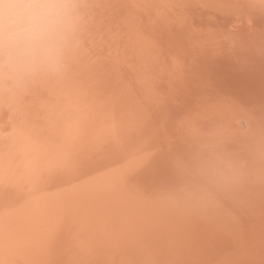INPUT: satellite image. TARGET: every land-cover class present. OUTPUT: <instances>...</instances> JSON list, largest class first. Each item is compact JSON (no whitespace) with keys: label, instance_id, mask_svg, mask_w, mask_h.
Here are the masks:
<instances>
[{"label":"rangeland","instance_id":"1","mask_svg":"<svg viewBox=\"0 0 264 264\" xmlns=\"http://www.w3.org/2000/svg\"><path fill=\"white\" fill-rule=\"evenodd\" d=\"M113 1L94 0L97 12L94 27H92L93 30H90V35L87 37V40L89 39L87 41L89 55L74 68L71 77L66 82L55 88L47 85L37 86L29 95L1 100L0 264H182L183 262V264H188L189 257L193 255L194 259L191 257L192 261L189 264H264V256L251 253L255 250L248 248L247 238L245 239L247 225L253 231L258 229L259 234L264 233V227L262 228L264 221L263 224L258 223V226L253 222L251 226L247 224L244 218L246 214L243 215L246 211L244 208V195L242 194H244L248 179V173L245 171L246 158L243 159L245 143L242 144L244 138L241 137L244 136L245 125L240 116L236 115L235 117L234 113L232 114L233 110L231 111L228 108L230 105L227 106L226 104L229 103L228 98L223 95L226 97L223 100L222 94L218 93L217 86L223 84L221 82L223 81V78L221 79V76L224 75L223 71L219 76L221 70L224 69L225 75H228L233 64H241L240 62L253 64L251 56H256V52H258L256 53L257 56L264 57V54H262L264 53V0ZM240 33L243 37L240 36ZM171 35H175L174 38L176 37V39L178 38L175 39L176 42ZM253 35L254 38H252ZM247 38H249V41ZM168 40L169 42H167ZM182 41L186 47L184 50L185 47L181 44ZM177 44L181 46H176ZM261 48L262 50H259ZM186 61L193 62L188 64ZM220 63L223 65H220ZM226 63H228V66L226 65L228 68L231 65L229 71L224 65ZM195 66L201 68L197 69ZM203 66L204 68H202ZM222 66L225 67L222 68ZM210 69L216 75L212 74L213 72ZM186 70L188 71L186 72ZM208 70L210 72L207 73ZM225 71H228V73ZM199 73H202V75ZM210 73L212 74L211 77L208 76ZM227 75L223 77L225 78ZM195 76L200 78L202 76L203 78L199 80V77L196 78ZM215 78L218 80H214ZM210 80L214 82H208ZM235 82L237 86H240L238 79H235ZM207 85L210 87L208 88ZM212 89H215V93ZM210 90L211 92H209ZM140 92L142 95L139 94ZM217 95L218 97L220 95L222 100L218 101L220 97L216 98ZM213 101L215 104L217 103L216 106ZM200 105L201 107H199ZM206 106L210 107L206 108ZM3 107H6V109ZM229 110L231 114L228 112ZM203 113H206V115L204 116ZM230 123L233 124L234 129ZM227 125L231 126V129ZM10 127L12 130L15 129L14 134L18 133L15 134L16 136L12 135ZM237 128L240 129L237 130ZM6 134L10 135L9 138L12 137V140L19 141H17L19 148L16 147L17 144H15L16 146L13 144V147L11 142L12 149L9 151L11 153L7 152L10 146L7 145V150L5 148L8 141L5 142L6 144L3 143L5 137L6 140H11ZM57 134L58 136H56ZM239 145H241V148ZM25 150L26 152H24ZM236 150L238 153H236ZM197 153L200 158H198L199 155L197 157ZM202 153L209 155H206L208 159L205 160L206 157ZM20 154L22 155L20 156ZM227 154L231 155L228 156ZM202 157H205V162L202 161ZM231 158L235 162H229L232 160ZM235 158L239 159L238 162ZM197 160L205 167H200L202 165L198 164ZM217 161L218 165H216ZM213 162L216 164H212ZM226 162L230 164L227 166ZM32 163L33 166H31ZM238 163L239 167H236L235 164ZM209 164L216 165L218 169L215 167L214 170L212 166V173L208 172L211 167ZM219 164L222 167H219ZM11 165L16 166L12 169ZM206 165H208L209 170ZM3 167L8 168L3 170ZM198 167L206 169L199 170ZM237 168H241V170L239 171ZM196 169L198 171H195ZM219 169L220 172L224 171L225 174L220 173L219 175ZM232 170L234 173H232ZM200 171H206L209 174ZM190 173L192 176L193 173L197 175L194 177L198 182L201 181L200 184L203 180L201 188L200 186L194 188V185H198V182L194 178V185L192 184L191 179L193 177L190 176ZM226 173H228L227 177H224ZM243 173H246V175ZM201 174L204 175L203 178H206V180L202 178ZM233 174H235V177L237 176V179H232ZM229 175L233 177L229 178ZM218 176L222 178L219 177L220 179H218ZM184 177H187L189 180L186 179L189 182L191 181V184H186L187 180L184 181ZM227 178L230 180L228 179L229 182L226 181V185L225 182L222 183V180L225 181ZM243 179H246L245 182ZM7 181L12 183H7ZM204 181L208 183H205L206 186ZM212 181L215 183L213 184ZM3 182L6 184H3ZM21 182L22 184H20ZM230 182L233 184L231 185ZM224 184L228 188L232 187L226 189ZM213 185L217 187L215 190L219 189L220 192H214L211 189ZM7 186L9 187L7 188ZM222 186L226 191H232L231 194L230 192H223L225 199L220 195L224 191ZM197 187L202 190L203 195L209 194L210 196H203L200 189H198L199 192L197 191ZM9 188L11 189L9 190ZM192 188H194L195 193L197 192V195L192 192ZM209 189L217 198L210 194ZM237 189L239 192H237ZM207 197L212 200L216 198L217 201L210 200L209 202ZM226 197L229 198H227L228 201L231 199L230 202L236 204L234 210L230 207L228 209L226 206L224 207L226 205L224 202L228 203L224 201ZM199 198H206L209 204L205 203L206 199L202 201ZM233 198L238 201H235V203L232 201ZM195 200L196 203L198 202L197 204L202 205L201 202H204L203 205L209 206L201 207L200 204L198 206L195 204ZM218 200H221L223 205H218V203L220 204ZM126 202L129 204H126ZM230 202L227 206L234 207ZM211 203L218 206L215 204V206H211ZM238 204L240 209L237 207ZM199 207L202 208L201 211ZM215 207L219 209L217 208V210ZM127 208H130V210ZM205 208L207 211L211 209L214 214L211 215L212 212L209 210L206 216ZM141 213L142 216H140ZM230 213L232 214L230 215ZM138 218L139 220L136 221ZM242 219L246 225L244 222L240 223ZM216 223L219 224L216 225ZM229 223L232 224L229 225ZM195 224L196 226H193ZM101 227L103 229H100ZM213 229L214 231L216 229L217 232H213ZM222 231L225 232V235L228 233V237L222 234ZM96 233L97 235H95ZM205 233L208 235L207 238L204 236ZM121 235L124 237H121ZM214 235L218 236L215 237ZM95 236L99 237L97 238L98 244ZM219 236H223L222 239ZM108 237L111 240H108ZM202 237L205 238V243L208 238H212L211 240L208 239V247L201 239ZM196 239L198 240L196 241ZM219 240L221 243H218ZM222 240L225 244L222 243ZM99 241H102L103 244ZM209 242L216 245H211ZM85 245L94 253L85 248ZM102 245L105 248L107 245L109 250L106 248L108 251L106 249L103 251H107L108 254H101L104 253ZM209 245L213 246V249ZM220 245H225L227 249L225 250V246L221 247ZM200 247L201 252L199 251ZM176 248L177 250H175ZM208 249L209 251H207ZM222 252L223 255H221ZM214 253L220 255L215 257ZM109 254L115 258L105 257ZM196 255L200 257L197 258ZM182 256L183 259H181ZM203 256H206V258L208 256V260ZM168 259L170 260L168 261ZM182 260L184 261L182 262Z\"/></svg>","mask_w":264,"mask_h":264},{"label":"clouds","instance_id":"2","mask_svg":"<svg viewBox=\"0 0 264 264\" xmlns=\"http://www.w3.org/2000/svg\"><path fill=\"white\" fill-rule=\"evenodd\" d=\"M94 0H0V100L55 88L89 55Z\"/></svg>","mask_w":264,"mask_h":264},{"label":"bare ground","instance_id":"3","mask_svg":"<svg viewBox=\"0 0 264 264\" xmlns=\"http://www.w3.org/2000/svg\"><path fill=\"white\" fill-rule=\"evenodd\" d=\"M115 1V0H114ZM113 1V2H114ZM133 1V0H132ZM187 1H189V0H187ZM201 1V0H200ZM222 1V0H221ZM224 1V0H223ZM232 1H234V0H232ZM123 2V1H122ZM185 2V1H184ZM129 3H131V2H129ZM134 4V3H133ZM172 4V3H171ZM179 4V3H178ZM205 4V3H204ZM208 4V3H207ZM112 5V4H111ZM115 5V4H114ZM120 5V4H119ZM124 5H126V4H124ZM162 5V4H161ZM198 5V4H197ZM242 5H243V3H242ZM100 6V5H99ZM238 6H240V5H238ZM245 6V5H244ZM102 7V6H101ZM101 7H100V9H101ZM123 7V6H122ZM137 7V6H136ZM166 7H168V6H166ZM189 7H191V6H189ZM243 7V6H242ZM103 8V7H102ZM129 8V7H128ZM245 8V7H244ZM132 9V8H131ZM149 9V8H148ZM241 9V8H240ZM109 10V9H108ZM122 10V9H121ZM127 10V9H126ZM192 10V9H191ZM100 11V10H99ZM119 11V10H118ZM128 11V10H127ZM177 11V10H176ZM203 11V10H202ZM210 11V10H209ZM253 11V10H252ZM96 12H97V10H96ZM138 12V11H137ZM186 12V11H185ZM139 13V12H138ZM174 13V12H173ZM192 13H193V11H192ZM195 13V12H194ZM99 14H100V12H99ZM102 14V13H101ZM105 14V13H104ZM185 14V13H184ZM103 15V14H102ZM107 15V14H106ZM137 15V14H136ZM140 15V14H139ZM138 15V16H139ZM195 15H196V13H195ZM199 15V14H198ZM214 15V14H213ZM143 16V15H142ZM189 16H190V14H189ZM216 16V15H215ZM115 17V16H114ZM117 17V16H116ZM193 17V16H192ZM211 17H212V15H211ZM218 17V16H217ZM119 18H120V16H119ZM196 18V17H195ZM201 18V17H200ZM99 19V18H98ZM194 19V18H193ZM126 20V19H125ZM200 20V19H199ZM195 21V20H194ZM210 22V21H209ZM212 22V21H211ZM192 23V22H191ZM190 23V24H191ZM96 24V23H95ZM109 25V24H108ZM138 25V24H137ZM151 25V24H150ZM194 25V24H193ZM94 27V26H93ZM109 27V26H108ZM107 27V28H108ZM164 28V27H163ZM93 30V29H92ZM96 30V29H95ZM127 31V30H126ZM175 31V30H174ZM255 32V31H254ZM257 33V32H256ZM162 34V33H161ZM167 34V33H166ZM255 34V33H254ZM257 34H259V33H257ZM168 35H169V33H168ZM167 35V36H168ZM244 35V34H243ZM245 35H247V34H245ZM146 36V35H145ZM163 36H165V35H163ZM172 36V38L174 39V41L176 42V40L178 39H176V37L174 38V36L173 35H171ZM170 36V37H171ZM240 36L241 37H243L242 36V34L240 33ZM249 36H251V35H249ZM172 38H171V40H172ZM250 38V37H249ZM249 38H247L248 39V41H249ZM252 38H254V35H253V37ZM168 39H169V37H168ZM176 39V40H175ZM246 39V38H245ZM251 39V38H250ZM92 40V39H91ZM163 40H166V39H163ZM180 40V39H179ZM252 40V39H251ZM250 40V41H251ZM87 41H89V39L87 40ZM173 41V40H172ZM184 41V40H183ZM183 41H182V45H183ZM164 42V41H163ZM162 42V43H163ZM167 42H169V40L167 41ZM166 42V43H167ZM178 42H181V41H178ZM177 42V43H178ZM258 42V41H257ZM91 43H92V41H91ZM166 43H165V45H166ZM171 43V42H170ZM172 43H174V42H172ZM249 43V42H248ZM252 43V42H251ZM159 44H161V43H159ZM159 44H158V46H159ZM184 44H185V42H184ZM264 44V43H263ZM163 45V44H162ZM165 45H164V47H165ZM252 45V44H251ZM254 45H255V43H254ZM169 46V45H168ZM174 46V45H173ZM176 46H181L180 44H177ZM176 46H174V48H176ZM184 46V45H183ZM259 46V45H258ZM258 46H257V48H258ZM167 47V46H166ZM170 47H172V46H170ZM185 47V46H184ZM162 48H163V46H162ZM178 48V47H177ZM169 49V48H168ZM184 49H186V47L185 48H183V50ZM175 50H177V49H175ZM181 50V49H180ZM179 50V51H180ZM259 50H262V48L261 49H259ZM166 51V50H165ZM253 51V50H252ZM256 51V50H255ZM257 51H258V49H257ZM157 52V51H156ZM170 52V51H169ZM109 53V52H108ZM158 53V52H157ZM166 53V52H165ZM168 53V52H167ZM251 53V52H250ZM256 53H258V52H256ZM255 53V55L256 56H251L252 57V60H253V64H250V63H248V64H246V63H242V62H240L241 64H238L237 63V65L236 64H233L232 66L231 65H229V68H230V66L232 67V69L230 70V72H229V74L227 75V77H223V76H226L225 75V73H224V69L223 70H221V72H220V74H219V76H221V73H222V71H223V74L224 75H222L221 76V79L223 78V81H221V82H223V84L221 83V84H219V85H217L218 86V93L219 94H222L221 96H226L227 98H228V100L227 101H229V103H226L227 104V106H228V104L230 105V107H228L231 111H232V114L234 113V116L236 117V115H238V117L240 116L242 119H243V122H244V125H245V130H244V136H241L242 138H244V142H242V144H244L243 146L246 148H244V150H245V155L243 156V154H242V156L244 157L243 159L245 160V158H246V161H245V166H246V172L248 173V176H247V181H246V184H245V191H244V194H242V195H244L243 197H244V208H245V213H243V215L244 214H246L245 216L246 217H244L245 219H246V221H247V224H249V225H251L253 222H255V224H257V226H258V223L259 224H261L263 221H264V57H262V56H257V54ZM96 54V53H95ZM262 54H264V53H262ZM110 55V54H109ZM184 59V58H183ZM185 59H186V57H185ZM190 59V58H189ZM191 60V59H190ZM181 62V61H180ZM191 62V61H190ZM190 62H187L186 61V63H190ZM193 62V61H192ZM191 62V63H192ZM220 62V61H219ZM239 62V61H238ZM184 63H185V61H184ZM184 63H180V64H184ZM224 63H225V61H224ZM217 64H219V63H217ZM187 65V64H186ZM186 65H185V67H186ZM215 65V64H214ZM220 65H223V64H221L220 63ZM225 66L227 65L228 66V63H226V64H224ZM179 66H182V65H179ZM190 66V65H189ZM188 66V67H189ZM212 66V65H211ZM224 66V67H225ZM226 66V67H227ZM183 67H184V65H183ZM187 67V68H188ZM192 67V66H191ZM194 67V66H193ZM196 68H197V66H195ZM208 67H209V65H208ZM216 67V66H215ZM215 67H213V68H215ZM223 66H222V68H224ZM187 68H184V69H187ZM190 68V67H189ZM201 68V67H200ZM200 68H197V69H200ZM202 68H204V66L202 67ZM205 68H206V66H205ZM209 68H211V67H209ZM208 68V69H209ZM228 68V67H227ZM229 68L227 69L228 71H229ZM252 68V69H251ZM183 69V70H184ZM207 69V68H206ZM206 69H204V70H206ZM220 69V68H219ZM226 69V68H225ZM179 70H181V69H179ZM190 70L191 71H193L191 68H190ZM194 70H196L195 68H194ZM211 70V69H210ZM210 70H208L207 71V73L208 72H210ZM216 71H217V69H215ZM185 71V70H184ZM188 70H186V72H187ZM212 71V70H211ZM219 71V70H218ZM228 71L226 72V73H228ZM180 72H182V71H180ZM202 72V71H201ZM205 72V71H204ZM213 72V71H212ZM195 74H196V72H194ZM216 73H218V72H216ZM110 74V73H109ZM182 74V73H181ZM188 74V73H187ZM187 74H186V76H187ZM191 74H192V72H191ZM200 75H202V73H199ZM203 74H205V73H203ZM212 74H214V75H216L215 74V72H213ZM211 73H210V75H208V76H210L211 77V75H212ZM183 75H184V73H183ZM189 75H190V72H189ZM213 75V76H214ZM218 75V74H217ZM182 76V75H181ZM108 77H109V75H108ZM110 77H111V75H110ZM188 77H190V76H188ZM187 77V78H188ZM192 77V76H191ZM196 77V76H195ZM195 77H193V78H195ZM197 77H199V76H197ZM196 77V78H197ZM207 77V76H206ZM215 77V76H214ZM213 77V78H214ZM201 78H203L202 76H201ZM200 77H199V80L201 79ZM205 78V77H204ZM208 78V77H207ZM106 79H109V78H106ZM210 79V78H209ZM225 79V80H224ZM235 79H238L239 80V84H240V86H237L236 85V82H235ZM110 80V79H109ZM140 80V79H139ZM144 80V79H143ZM190 80V79H189ZM194 80V79H193ZM203 80V79H202ZM214 80H216V78L214 79ZM218 80V79H217ZM216 80V81H217ZM220 80V79H219ZM138 80H136V82H137ZM191 81V80H190ZM206 81V80H205ZM211 81H213V80H210V81H208V82H211ZM187 82V81H186ZM202 82H204V81H202ZM201 82V83H202ZM214 82V81H213ZM138 83H139V81H138ZM144 83V82H143ZM187 83H189V82H187ZM191 83H193V82H191ZM184 84H185V82H184ZM211 84V83H210ZM216 84H217V82H216ZM145 85H146V83H145ZM149 85V84H148ZM188 85H190V83L188 84ZM187 85V86H188ZM192 85V84H191ZM195 85V84H194ZM201 85H203V84H201ZM205 85V84H204ZM212 85V84H211ZM139 86V85H138ZM151 86V85H150ZM184 86V85H183ZM206 87V86H205ZM207 87H208V85H207ZM206 87V88H207ZM210 87V86H209ZM208 87V88H209ZM212 87V86H211ZM66 88V87H65ZM147 88H148V86H147ZM188 88V87H187ZM202 88V87H201ZM213 88H214V85H213ZM217 88V87H216ZM131 89H132V87H131ZM143 89V88H142ZM149 89V88H148ZM115 90V89H114ZM144 90V89H143ZM187 90V89H186ZM202 90H203V88H202ZM204 90H206L205 88H204ZM213 90V89H212ZM215 90V89H214ZM214 90H213V92H214ZM137 91V90H136ZM145 91V90H144ZM188 91V90H187ZM183 92V91H182ZM209 92H211V90L209 91ZM217 92V91H216ZM136 93V92H135ZM145 93V92H144ZM196 93V92H195ZM215 93V92H214ZM140 95H142L141 94V92L139 93ZM138 94V95H139ZM149 94V93H148ZM217 94V93H216ZM216 94H215V96H216ZM146 95V94H145ZM196 95H198V94H196ZM189 96V95H188ZM199 96H200V94H199ZM222 97L223 98V100H224V98H226V97ZM138 97H140V96H138ZM143 97V96H142ZM202 97V96H201ZM219 97H220V95H219ZM218 97V95H217V97L216 98H219ZM52 98V97H51ZM210 98V97H209ZM216 98H214V99H216ZM21 99V98H20ZM204 99H206V98H204ZM213 99V98H212ZM6 100V99H5ZM220 100H222L221 99V97H220V99L218 100V101H220ZM7 102V101H6ZM5 102V103H6ZM84 102V101H83ZM226 102V101H225ZM224 102V103H225ZM0 103H1V100H0ZM4 103V102H3ZM14 103V102H13ZM43 103V102H42ZM221 103V102H220ZM224 103H223V105H224ZM8 105H9V103H7ZM7 104H5V105H7ZM208 104V103H207ZM209 104H210V102H209ZM208 104V105H209ZM213 104H215L214 103V101H213ZM1 105V104H0ZM204 105V104H203ZM206 105V104H205ZM212 105V104H211ZM217 105V103L215 104V106ZM17 106V105H16ZM218 106H219V104H218ZM7 107V106H6ZM6 107H3V108H5L6 109ZM199 107H201V105L199 106ZM210 107V106H209ZM208 106H206V108H209ZM220 107V106H219ZM219 107H218V109H219ZM2 108V109H3ZM203 108V107H202ZM213 108H217V107H213ZM225 108V107H224ZM45 109V108H44ZM188 109V108H187ZM192 109V108H191ZM204 109V108H203ZM223 110V109H222ZM226 110H228V109H226ZM230 110L228 111V112H230ZM189 111H191V110H189ZM201 111V110H200ZM204 111V110H203ZM225 111V110H224ZM226 112V111H225ZM186 113H188V112H186ZM193 113V112H192ZM198 113V112H197ZM207 113V112H206ZM206 113H203V115L205 116L206 115ZM200 115H202L201 113H199ZM230 114H231V112H230ZM199 115V116H200ZM213 115V114H212ZM187 116V115H186ZM208 116V115H207ZM210 116V115H209ZM228 116V115H227ZM232 116V115H231ZM223 117V116H222ZM225 117V116H224ZM233 117V116H232ZM241 118H240V120H241ZM221 119V118H220ZM226 120H228V119H226ZM215 121V120H214ZM217 121V120H216ZM240 122V121H239ZM238 122V123H239ZM14 123V122H13ZM223 123V122H222ZM70 124V123H69ZM201 124V123H200ZM231 124V123H230ZM240 124H241V122H240ZM220 125H222V124H220ZM233 124H231V126H232ZM228 127H229V125H227ZM230 126V127H231ZM238 126V125H237ZM242 126V125H241ZM12 127V126H11ZM10 127V129H11V131H12V135L14 134L13 133V131L15 130H12V128ZM229 127V128H230ZM235 127V126H234ZM15 128V127H14ZM64 128V127H63ZM224 128V127H223ZM232 128H233V126H232ZM9 129V130H10ZM20 129V128H19ZM231 129V128H230ZM234 129V128H233ZM238 129H240V128H237V130ZM241 129H242V127H241ZM65 130V129H64ZM222 131V130H221ZM16 132V131H15ZM62 132H64V131H62ZM200 133V132H199ZM225 133V132H224ZM230 133V132H229ZM16 135L18 134V133H15ZM14 134V135H15ZM195 134V133H194ZM221 134V133H220ZM226 134V133H225ZM6 135H8V134H6ZM10 135H11V133H10ZM10 135H8V138H9V136ZM15 135V136H16ZM64 135V134H63ZM15 136H14V138H15ZM56 136H58V134L56 135ZM223 136V135H222ZM2 137V136H1ZM62 137V136H61ZM12 137H10L9 139H11ZM13 138V139H14ZM17 138V137H16ZM19 139V138H18ZM64 139V138H63ZM65 139H66V136H65ZM71 139V138H70ZM69 139V140H70ZM3 140H4V144H6L7 143V141H8V144H6V146H5V148L7 147V145H8V147L11 145V142H12V145L14 144H17L19 141L18 140H6V137H5V139L3 138ZM6 140V141H5ZM57 140H59V139H57ZM9 141H10V144H9ZM14 141H15V143H14ZM18 141V142H17ZM62 141V140H61ZM67 141V140H66ZM199 141V140H198ZM231 141V140H230ZM6 142V143H5ZM70 142V141H69ZM193 142V141H192ZM216 143V142H215ZM2 144V143H1ZM4 144H3V147H4ZM21 144V143H20ZM55 144V143H54ZM61 144V143H60ZM59 144V145H60ZM212 144V143H211ZM11 145V146H12ZM14 145H13V147H14ZM18 145L19 144H17V146L16 147H18ZM198 145V144H197ZM0 146H2V145H0ZM10 146V148H8V153H11V152H9L11 149H12V147ZM62 146V145H61ZM190 146V145H189ZM195 146V145H194ZM223 146V145H222ZM242 146V147H243ZM2 147V148H3ZM15 147V149H17ZM20 147V146H19ZM18 147V148H19ZM23 147V146H22ZM235 147H238V146H235ZM239 147L241 148V145H239ZM4 148V149H5ZM24 148H27V147H24ZM32 148V147H31ZM53 148H55V147H53ZM239 148V149H240ZM234 149V148H233ZM233 149H231L232 151H233ZM235 149H238V148H235ZM238 149V150H239ZM3 150V149H2ZM6 150H7V148H6ZM21 150V149H20ZM242 150V149H241ZM22 151V150H21ZM237 151V150H236ZM5 152V151H4ZM24 152H26V150L24 151ZM23 152V153H24ZM226 152V151H225ZM234 152H235V150H234ZM233 152V153H234ZM241 152V151H240ZM8 153H7V155H8ZM28 153H29V151H28ZM31 153H32V151H31ZM37 153V152H36ZM48 153V152H47ZM236 153H238V151L236 152ZM4 154V153H3ZM27 154V153H26ZM33 154V153H32ZM201 154V153H200ZM203 155H205V157H206V155L207 154H205V153H202ZM240 154V155H241ZM1 155V154H0ZM12 155V154H11ZM22 154H20V156H21ZM51 155V154H50ZM56 155V154H55ZM198 153H197V157H198ZM202 155V156H203ZM212 155V154H211ZM228 155V154H227ZM231 154H229L228 156H230ZM238 155V154H237ZM6 156V155H5ZM9 156V155H8ZM17 156H18V154H17ZM48 156V155H47ZM66 156H68V155H66ZM207 156H209V155H207ZM227 156V157H228ZM233 156H234V154H233ZM241 156V157H242ZM4 157V156H3ZM25 157V156H24ZM171 157V156H170ZM204 157V158H205ZM212 157V156H211ZM226 157V158H227ZM239 157V159H241L242 160V158H240V156H238ZM30 158V157H29ZM193 158H194V156H193ZM198 158H200V155H199V157ZM204 158L202 157L201 159H202V161H204ZM219 158V157H218ZM229 158V157H228ZM232 158H234V157H232ZM231 158V159H232ZM194 159H196V157L194 158ZM201 159H200V161H201ZM206 159H208L207 157L205 158V160ZM235 159H237V158H235ZM239 159H237V162H238V160ZM3 160V159H2ZM6 160V159H5ZM63 160V159H62ZM228 161H229V159H227ZM234 159H232V160H230L229 162H232ZM240 160V161H241ZM8 161V160H7ZM10 161V160H9ZM12 161V160H11ZM184 161V160H183ZM199 161V162H200ZM201 161V162H202ZM226 161V160H225ZM224 161V162H225ZM240 161H239V163H240ZM243 161V160H242ZM14 162V161H13ZM45 162V161H44ZM51 162V161H50ZM192 162V161H191ZM191 162H189L190 164H191ZM197 163H198V160L196 161ZM196 162H194V163H196ZM205 162V161H204ZM223 162V163H224ZM233 162H235V161H233ZM6 163H8V162H6ZM20 163V162H19ZM30 163H31V161H30ZM197 163H196V165H197ZM203 163V162H202ZM206 163H208V161H206ZM220 163V162H219ZM239 163L238 164H235L236 165V167H239L238 165H239ZM241 163H243V162H241ZM11 164V163H10ZM47 164V163H46ZM198 164H200V163H198ZM211 164V163H210ZM209 164V165H210ZM212 164H216L215 162H213ZM226 164H227V162H226ZM230 164V163H229ZM229 164H227V166L229 165ZM2 165V164H1ZM41 165V164H40ZM194 165V164H193ZM196 165H194V166H196ZM200 165H202V164H200ZM216 165H218V161H217V164ZM216 165H210L209 167H210V170H209V168L207 167L208 165H206V167L208 168V172H210V173H212L211 172V168L213 169V167H214V170L217 168L216 167ZM231 165H232V163H231ZM241 165V164H240ZM7 166V165H6ZM16 166V165H15ZM15 166L13 167V165H11V167H12V169L13 168H15ZM18 166V165H17ZM31 166H33V163H32V165ZM47 166V165H46ZM213 166V167H212ZM221 166V164H219V167ZM232 166H234V164L232 165ZM39 167V166H38ZM41 167V166H40ZM142 167V166H141ZM200 167H205V165L203 164L202 166H200ZM216 167V168H215ZM222 167V166H221ZM224 167H225V165H224ZM231 169H233L231 166H229ZM242 167V166H241ZM6 168H8V167H3V170H5ZM48 168V167H47ZM187 168H188V166H187ZM199 168V167H198ZM228 168V167H227ZM226 168V169H227ZM235 168V167H234ZM1 169V168H0ZM44 169V168H43ZM42 169V170H43ZM191 169V168H190ZM189 169V170H190ZM201 168H199V170H200ZM206 168H204V169H201V170H205ZM218 169V168H217ZM223 169V168H222ZM238 169V168H237ZM243 169H244V165H243ZM11 170V169H10ZM37 170V169H36ZM235 170V169H234ZM239 171L241 170V168L240 169H238ZM16 171V170H15ZM101 171V170H100ZM106 171H107V169H106ZM195 171H198V169H196ZM213 171V170H212ZM219 171V172H218ZM216 170L215 172L217 173H219V175H220V173L222 174V173H224V171L223 172H220L221 170L219 169V170ZM225 171H227V170H225ZM229 171V170H228ZM233 171V170H232ZM237 171V170H236ZM27 172H28V170H27ZM29 172H31V171H29ZM38 172V171H37ZM133 172V171H132ZM192 172V171H191ZM194 172V171H193ZM201 173H203L202 171H200ZM200 172H196V173H200ZM208 172H204V173H208ZM214 172V171H213ZM230 172H231V170H230ZM242 172V171H241ZM240 172V173H241ZM8 173V172H7ZM20 173V172H19ZM99 173V172H98ZM232 173H234V171L232 172ZM232 173H230V174H232ZM4 174H5V172H4ZM84 174V173H83ZM86 174V173H85ZM96 174V173H95ZM191 174V173H190ZM209 174V173H208ZM215 174V173H214ZM225 174V173H224ZM223 174V175H224ZM227 174L228 173H226V175L224 176V177H227ZM243 174H245L246 175V173H243ZM28 175V174H27ZM37 175V174H36ZM93 175V174H92ZM91 175V176H92ZM202 175V178H203V174H201ZM210 175H212V174H210ZM209 175V176H210ZM215 175H217V174H215ZM214 175V176H215ZM234 175V177H235V174H233ZM236 175H237V173H236ZM2 176V175H1ZM41 176V175H40ZM117 176V175H116ZM190 176H192V174L190 175ZM189 176V177H190ZM194 176H197L195 173H193V178L191 179V177H190V179H191V181H192V184L194 185V183H193V179L195 178ZM207 176V175H206ZM222 176V175H221ZM221 176H218V179H220L219 177H221ZM244 176V175H243ZM243 176H241V177H243ZM4 177V176H3ZM31 177V176H30ZM37 177V176H36ZM87 177V176H86ZM89 177V176H88ZM129 177V176H128ZM201 177V176H200ZM212 178H213V176H211ZM229 178H231V177H233L232 175H231V177H230V175L228 176ZM232 178V179H237V176L235 177V178ZM240 177V176H239ZM239 177H238V181H239ZM7 178V177H6ZM16 178H18V177H16ZM15 178V179H16ZM24 178V177H23ZM22 178V179H23ZM26 178V177H25ZM33 178H34V176H33ZM39 178V177H38ZM187 178V177H186ZM185 177H184V181H186L187 179H186ZM201 178V179H202ZM216 178V177H215ZM222 178V177H221ZM229 178H227L225 181L224 180H222V183H224L225 182V184L227 185V183H226V181L227 182H229ZM246 178V177H245ZM0 179H1V177H0ZM9 179H11V178H9ZM14 179V180H15ZM32 179V178H31ZM60 179V178H59ZM200 179V180H201ZM203 179H205L206 180V178H203ZM224 179V178H223ZM229 179V180H228ZM4 180V179H3ZM34 180V179H33ZM55 180V179H54ZM189 180V179H188ZM186 181L185 183L186 184H188V183H190L189 181ZM194 180H196V178L194 179ZM210 181H211V179H209ZM208 180V181H209ZM216 180V179H215ZM244 180V179H243ZM246 180V179H245ZM245 180H244V182H245ZM6 181V180H5ZM4 181V182H5ZM19 181V180H18ZM23 181V180H22ZM27 181H28V179H27ZM77 181V180H76ZM197 181V180H196ZM217 181V180H216ZM233 181V180H232ZM237 181V182H238ZM242 181V180H241ZM1 182V181H0ZM3 182V184H6V183H4ZM9 181H7V183H8ZM11 182V181H10ZM9 182V183H10ZM17 182V181H16ZM31 182V181H30ZM34 182V181H33ZM36 182H38V181H36ZM49 182V181H48ZM47 182V183H48ZM195 182V181H194ZM198 182V181H197ZM199 182H201V181H199ZM198 182V185L197 184H195L194 186V188H196V186H200V188H201V185H203L202 183H203V180H202V183L200 184ZM207 181H204V184L206 183ZM213 182V184L215 183L214 181H212ZM218 182V181H217ZM12 183V182H11ZM28 183V182H27ZM27 183H26V185H27ZM35 183V182H34ZM50 183V182H49ZM184 183V184H185ZM220 183V182H219ZM218 183V184H219ZM222 183H220V184H222ZM241 183V182H240ZM20 184H22V182L20 183ZM25 184V183H24ZM32 184V183H31ZM64 184V183H63ZM110 184V183H109ZM191 184V183H190ZM200 184V185H199ZM206 184H208V183H206ZM206 184H205V186H206ZM209 184H211V182H209ZM217 184V183H216ZM217 184V185H218ZM224 184V186H226ZM229 184V183H228ZM230 184H231V182H230ZM229 184V185H230ZM233 184V183H232ZM231 184V185H232ZM235 184V183H234ZM243 184V183H242ZM11 185V184H10ZM18 185V184H17ZM17 185H15L16 187H17ZM41 185V184H40ZM50 185V184H49ZM59 185V184H58ZM61 185V184H60ZM192 185V186H193ZM237 185V184H236ZM4 186H6V185H4ZM64 186V185H63ZM191 186V185H190ZM204 186V187H205ZM208 186H210V185H208ZM216 186V185H215ZM240 186H242V185H240ZM9 186H7V188H8ZM24 187V186H23ZM28 187V186H27ZM32 187V186H31ZM30 187V188H31ZM59 187V186H58ZM70 187V186H69ZM139 187V186H138ZM211 187V186H210ZM230 187H232V186H230ZM230 187L228 188V186H226L225 188L226 189H230ZM243 187V186H242ZM29 188V189H30ZM50 188V187H49ZM194 188H192V192L195 194V195H197V192L195 193L194 191H193V189ZM200 188H198L197 187V191H198V189H200ZM203 188V187H202ZM215 188H217V187H214V185H213V188H211V189H213V191L215 192V191H217V192H220V190L218 191V190H215ZM219 188H220V185H219ZM222 188H223V190L224 191H222V193L220 194V195H222L221 197L222 198H224L225 199V197H224V195H223V192H228V191H226V189L222 186ZM221 188V189H222ZM233 188H234V190H235V187L233 186ZM237 188V187H236ZM239 188V187H238ZM11 188H9V190H10ZM20 189V188H19ZM29 189H27V190H29ZM32 189V188H31ZM41 190H42V187L40 188ZM60 189V188H59ZM66 189V188H65ZM204 189V188H203ZM206 189H207V187H206ZM211 189H209L210 190V194L211 195H213L212 193V191H211ZM5 190V189H4ZM25 190V189H24ZM68 190H69V188H68ZM201 190V189H200ZM231 190H233V189H231ZM238 190V189H237ZM242 190V189H241ZM240 190V191H241ZM21 191V190H20ZM40 191V190H39ZM101 191V190H100ZM195 191H196V189H195ZM243 191V190H242ZM17 192V191H16ZM91 192V191H90ZM199 192V191H198ZM201 192H202V190H201ZM200 192V193H201ZM216 192V193H217ZM230 192V191H229ZM228 192V193H229ZM232 192V191H231ZM231 192H230V194H231ZM237 192H239V190L237 191ZM237 192H236V194H237ZM105 193V192H104ZM206 193V192H205ZM207 193H208V191H207ZM215 193V194H216ZM235 193V192H234ZM4 194V193H3ZM65 194V193H64ZM145 194H146V192H145ZM202 195H203V192L201 193ZM240 194V193H239ZM238 194V195H239ZM18 195H19V193H18ZM21 196H22V194H20ZM191 195H193V194H191ZM205 195V194H204ZM203 195V196H204ZM206 195H209V194H206ZM206 195H205V197H206ZM220 195H218V196H220ZM233 195V194H232ZM73 196V195H72ZM106 196V195H105ZM151 196V195H150ZM194 196V195H193ZM203 196H201V197H203ZM210 196V195H209ZM213 196H215V195H213ZM195 197V196H194ZM199 197H200V195H199ZM216 197V196H215ZM230 197H231V195H230ZM235 198H237L236 196H234ZM19 198V197H18ZM74 198V197H73ZM125 198V197H124ZM128 198V197H127ZM130 198V197H129ZM208 198V197H207ZM212 198H214V197H212ZM217 198V197H216ZM215 198V199H216ZM219 198V197H218ZM222 198H220V199H222ZM228 197H226V200H224V201H227L228 203L230 202V200L228 201V199H227ZM238 198H240V197H238ZM242 198V197H241ZM106 199V198H105ZM123 199V198H122ZM146 199V198H145ZM184 199V198H183ZM198 199V198H197ZM200 200H205L204 198L202 199V198H199ZM215 199H213V200H215ZM234 199V198H233ZM77 200V199H76ZM121 200V199H120ZM128 200V199H127ZM131 200V199H130ZM210 200H212V199H209L208 198V201L210 202ZM212 200V201H213ZM242 200V199H241ZM241 200H239L240 202H241ZM199 201V200H198ZM215 201H217V200H215ZM219 201V200H218ZM224 201H222V202H224ZM232 201H238V200H232ZM243 201V200H242ZM68 202V201H67ZM120 202V201H119ZM118 202V203H119ZM199 202H201V201H199ZM207 202V199L205 200V203ZM220 202V204L218 203V205H223L222 203H221V200L219 201ZM240 202H239V204H240ZM65 203V202H64ZM101 203V202H100ZM198 203V202H197ZM196 203V200H195V204H197ZM201 203H203L204 204V202H201ZM216 203V202H215ZM214 203V204H215ZM228 203H226V202H224V204H226V205H224V207L226 206L227 207V209H228V207H230L231 209H233L234 210V208H236V204L234 205L233 204V202H230V203H232L233 205H234V207L233 206H231V205H228L227 206V204ZM236 203V202H235ZM238 203V202H237ZM78 204V203H77ZM82 204V203H81ZM81 204H79V205H81ZM87 204H88V202H87ZM98 204V203H97ZM105 204V203H104ZM113 204V203H112ZM126 204H129V203H127L126 202ZM131 204V203H130ZM185 204V203H184ZM200 204V203H199ZM199 204H197L198 206H199ZM201 205V207L202 206H209V205ZM207 204H209L208 202H207ZM213 204V205H214ZM239 204L237 205V207L239 206ZM83 205V204H82ZM196 205V206H197ZM212 205V203H211V206H213ZM216 205V204H215ZM214 205V206H215ZM218 205H216V206H218ZM74 206V205H73ZM121 206V205H120ZM148 206V205H147ZM150 206V205H149ZM186 206V205H185ZM195 206V207H196ZM80 207V206H79ZM119 207V206H118ZM117 207V208H118ZM129 207V206H128ZM138 207H139V205H138ZM181 207V206H180ZM220 207V206H219ZM233 207V208H232ZM243 207V206H242ZM87 208V207H86ZM85 208V209H86ZM134 208V207H133ZM200 208V207H199ZM204 208V207H203ZM214 208V207H213ZM218 207H215V209H217ZM221 208V207H220ZM230 208H229V210H230ZM239 208V207H238ZM237 208V209H238ZM81 209V208H80ZM116 209V208H115ZM127 209H129L130 210V208H127ZM146 209V208H145ZM192 209V208H191ZM197 209H198V207H197ZM201 209L202 208H200V211H201ZM219 209V208H218ZM217 209V210H218ZM223 209H225V208H223ZM240 209V208H239ZM238 209V210H239ZM101 210V209H100ZM177 210H178V208H177ZM186 210V209H185ZM204 210V209H203ZM202 210V211H203ZM205 210H206V208H205ZM204 210V211H205ZM209 210H211V209H209ZM209 210L207 211L206 210V216L208 215L207 214V212L209 213ZM214 210V209H213ZM220 210H222V209H220ZM219 210V211H220ZM226 210V209H225ZM238 210H236L237 211V213H238ZM95 211V210H94ZM124 211V210H123ZM127 211V210H126ZM141 211V210H140ZM145 211V210H144ZM143 211V212H144ZM231 211V210H230ZM90 212V211H89ZM102 212V211H101ZM132 212V211H131ZM146 212H147V210H146ZM183 212H185V211H183ZM211 212H212V210H211ZM215 212H217V211H215ZM232 212V211H231ZM234 212V211H233ZM240 212V211H239ZM241 212H242V210H241ZM130 213V212H129ZM133 213H134V211H133ZM204 213V212H203ZM217 213H221V212H217ZM228 213V212H227ZM234 213H236V212H234ZM233 213V214H234ZM106 214V213H105ZM212 214H214V212H212L211 213V215ZM232 213H230V215H231ZM238 214H240V213H238ZM151 215V214H150ZM154 215V214H153ZM181 215V214H180ZM197 215V214H196ZM229 215V214H228ZM234 215H236V214H234ZM241 215V214H240ZM135 216H137V214H135ZM140 216H142V213L140 214ZM155 216V215H154ZM184 216V215H183ZM195 216V215H194ZM130 217V216H129ZM216 217H218V216H216ZM238 217H240V216H238ZM242 217V216H241ZM135 218V217H134ZM211 218V217H210ZM214 218V217H213ZM222 218V217H221ZM227 218V217H226ZM233 218V217H232ZM232 218H230V219H232ZM235 218V217H234ZM237 218V217H236ZM114 219V218H113ZM133 219V218H132ZM149 219V218H148ZM186 219V218H185ZM190 219V218H189ZM188 219V220H189ZM217 219V218H216ZM135 220V219H134ZM137 220H139V218L138 219H136V221ZM159 220V219H158ZM184 220V219H183ZM190 220H193V219H190ZM228 220V219H227ZM232 220H234V219H232ZM231 220V221H232ZM94 221V220H93ZM96 221H97V218H96ZM140 221H141V219H140ZM186 221V220H185ZM210 221H212V220H210ZM224 221V220H223ZM225 221H226V219H225ZM241 221V220H240ZM239 221V222H240ZM116 222H118V221H116ZM187 222H189V221H187ZM216 222V221H215ZM214 222V223H215ZM230 222V221H229ZM237 222H238V219H237ZM236 222V223H237ZM244 222V220L242 219V222H240L241 224ZM106 223V222H105ZM110 223V222H109ZM179 223V222H178ZM194 223V222H193ZM211 223H213V222H211ZM213 223V224H214ZM233 223V222H232ZM231 223V224H232ZM239 223V224H240ZM93 224H94V222H93ZM111 224V223H110ZM141 224H142V222H141ZM154 224V223H153ZM191 224V223H190ZM190 224H189V226H190ZM202 224V223H201ZM209 224V223H208ZM217 224H219V223H216V225ZM225 224V223H224ZM230 223H229V225H231ZM244 224H245V222H244ZM243 224V225H244ZM254 224V225H255ZM263 224V223H262ZM113 225H115V224H113ZM133 225V224H132ZM139 225V224H138ZM156 225V224H155ZM170 225H171V223H170ZM188 225V224H187ZM226 225V224H225ZM246 225V224H245ZM253 225V226H254ZM186 226V225H185ZM184 226V227H185ZM193 226H196V224L195 225H193ZM192 226V227H193ZM252 226V225H251ZM93 227V226H92ZM96 227V229H97V225L95 226ZM95 227H93V228H95ZM104 227V226H103ZM123 227V226H122ZM148 227V226H147ZM147 227H146V229H147ZM160 227V226H159ZM162 227V226H161ZM175 227V226H174ZM191 227V226H190ZM203 227H204V225H203ZM213 227H214V225H213ZM264 226H262V228H263ZM182 228V227H181ZM219 228V227H218ZM232 228V227H231ZM82 229V228H81ZM100 229H103L102 227L100 228ZM100 229H98V230H100ZM112 229V228H111ZM118 229H121V228H118ZM139 229V228H138ZM162 229V228H161ZM179 229V228H178ZM192 229V228H191ZM217 229V228H216ZM216 229H215V231H216ZM244 229V228H243ZM93 230V229H92ZM97 230V231H98ZM117 230V229H116ZM174 230V229H173ZM180 230V229H179ZM189 230V229H188ZM195 230V229H194ZM260 230V229H259ZM104 231V230H103ZM103 231H101V233H103ZM105 231H107V230H105ZM142 231V230H141ZM184 231V230H183ZM187 231V230H186ZM214 231V229H213V232H215ZM261 231V230H260ZM80 232V231H79ZM109 232V231H108ZM114 232H115V230H114ZM122 232V231H121ZM148 232V231H147ZM147 232H146V234H147ZM196 232V231H195ZM199 232H200V229H199ZM199 232H197V233H199ZM217 232V231H216ZM219 232H221V231H219ZM223 232V231H222ZM247 233H245V239L247 238V246H248V248L249 249H254L255 251L254 252H251V253H255V254H262L263 256H264V233H261V234H259V231H258V229H255V231H253V229H251L250 228V226H248L247 225V231H246ZM82 233V232H81ZM100 233V232H99ZM125 233V232H124ZM139 233H141V232H139ZM178 233V232H177ZM179 233H181V232H179ZM185 233V232H184ZM187 234H188V231L186 232ZM193 233V232H192ZM202 233V232H201ZM225 232H223L222 234H224ZM237 233V232H236ZM104 234H106L105 232H104ZM103 234V235H104ZM137 234V233H136ZM194 234H196V233H194ZM193 234V235H194ZM206 234V233H205ZM215 234V233H214ZM217 234V233H216ZM221 234V233H220ZM221 234V235H222ZM228 234V233H227ZM225 235V236H227L228 237V235ZM82 235V234H81ZM95 235H97V233L95 234ZM103 235H101V236H103ZM109 235V234H108ZM200 235V234H199ZM203 235V234H202ZM244 235V234H243ZM99 236V235H98ZM96 237V242H97V238H99V237ZM118 236V235H117ZM116 236V237H117ZM123 235H121V237H122ZM190 236V235H189ZM204 236H206V238H207V234L206 235H204ZM215 236V235H214ZM216 236H218V235H216ZM215 236V237H216ZM83 237V236H82ZM91 237V236H90ZM105 237V236H104ZM107 237V236H106ZM110 237V236H109ZM109 237H108V240H111V239H109ZM124 237V236H123ZM126 237H127V235H126ZM213 237V236H212ZM220 237V236H219ZM222 237L223 236H221L220 237V239H222ZM233 237H235V236H233ZM112 238V237H111ZM142 238V237H141ZM184 238V237H183ZM186 238V237H185ZM225 238V237H224ZM81 239V238H80ZM201 239H203V241L205 240V238L204 237H202ZM208 239H212V238H208ZM208 239H207V241H206V243H205V241H204V243H205V245H207L206 247H208ZM219 239V238H218ZM104 240H105V238H104ZM107 240V241H108ZM123 240V239H122ZM143 240V239H142ZM162 240H164V239H162ZM166 240V239H165ZM188 240V239H187ZM198 239H196V241H197ZM214 240H215V238H214ZM217 240V239H216ZM224 240H226V239H224ZM228 240V239H227ZM95 241V240H94ZM107 241H105V243H107ZM113 241H114V238H113ZM120 241H121V239H120ZM192 241H194V240H192ZM99 242H101L102 243V241H99ZM104 242V241H103ZM130 242V241H129ZM161 242V241H160ZM211 242V241H210ZM209 242V244H213L214 243V241H213V243H210ZM216 243H217V241H215ZM231 242V241H230ZM246 242V241H245ZM110 243V242H109ZM141 243H143V242H141ZM165 243V242H164ZM200 243V242H199ZM218 243H221L220 242V240H219V242ZM217 243V245H219ZM222 243H224L223 242V240H222ZM97 244H98V242H97ZM100 244V243H99ZM103 244V243H102ZM118 244H119V242H118ZM117 244V245H118ZM130 244H132V243H130ZM144 244V243H143ZM169 244V243H168ZM225 244V243H224ZM101 245V244H100ZM99 245V247H101ZM105 245V244H104ZM122 245V244H121ZM129 245V244H128ZM133 245V244H132ZM131 245V246H132ZM145 245V244H144ZM164 245V244H163ZM199 245V244H198ZM211 245H209V247L211 246ZM213 245H216V244H213ZM228 245H231V244H228ZM81 246L83 247V245L81 244ZM86 246V245H85ZM103 246V245H102ZM127 246V245H126ZM125 246V247H126ZM130 246V247H131ZM140 246V245H139ZM168 246V245H167ZM172 246V245H171ZM202 246V245H201ZM221 246V245H220ZM223 246H225V245H223ZM223 246H221V247H223ZM232 246V245H231ZM57 247V246H56ZM89 247V246H88ZM104 247V246H103ZM204 248H205V246H203ZM212 247V249H213V246H211ZM210 247V248H211ZM229 247V246H228ZM85 248H87V246L85 247ZM94 248V247H93ZM106 248H107V245H106ZM105 247L102 249V251L103 250H105L106 249ZM110 248V247H109ZM113 248V247H112ZM137 248V247H136ZM209 248V249H210ZM216 249H217V246L215 247ZM231 248V247H230ZM229 248V249H230ZM235 248V247H234ZM78 249H79V247H78ZM88 249V248H87ZM86 249V250H87ZM101 249V248H100ZM108 249V248H107ZM106 249V250H107ZM135 249V248H134ZM140 249V248H139ZM184 249V248H183ZM183 249H181V251H183ZM207 249V248H206ZM209 249L207 250V251H209ZM211 249V250H212ZM219 249V248H218ZM227 248H226V246H225V250H226ZM232 249V248H231ZM82 250H84V248H82ZM88 250H90V249H88ZM94 250H95V248H94ZM109 250V249H108ZM107 250V251H108ZM125 250H126V248H125ZM175 250H177V248L175 249ZM191 250H195V249H191ZM201 247H200V249H199V251L201 252ZM205 250V249H204ZM215 250V249H214ZM85 251V250H84ZM91 251V250H90ZM96 251V250H95ZM101 251V252H102ZM107 251H103L104 253H101V254H108V252ZM112 251V250H111ZM110 251V253H112ZM114 251V250H113ZM154 251V250H153ZM171 251V250H170ZM186 251V250H185ZM190 251V250H189ZM195 251H197V250H195ZM198 251V252H199ZM213 251V250H212ZM212 251H210V252H212ZM222 251V250H221ZM228 251V250H227ZM239 251V250H238ZM80 252V251H79ZM92 252V251H91ZM130 252V251H129ZM136 252V251H135ZM184 252V251H183ZM197 252V253H198ZM213 252H216V251H213ZM212 252V253H213ZM217 252H219L218 250H217ZM231 252V251H230ZM92 253H94V252H92ZM99 253V252H98ZM116 253H117V251H116ZM123 253V252H122ZM158 253V252H157ZM175 253V252H174ZM185 253V252H184ZM212 253H210V254H212ZM227 253V252H226ZM101 254H98V255H101ZM114 254V253H113ZM127 254V253H126ZM132 254V253H131ZM130 254V255H131ZM167 254V253H166ZM192 254H194V253H192ZM199 254V253H198ZM219 254V253H218ZM236 254V253H235ZM180 255V254H179ZM183 255V254H182ZM200 255V254H199ZM206 255H208V254H206ZM213 255H215V253L213 254ZM220 255V254H219ZM219 255H215V257L216 256H219ZM221 255H223V252H222V254ZM231 255V254H230ZM112 257V258H115V257H113V256H110V254H109V256L108 255H105V257ZM115 256V255H114ZM139 256V255H138ZM162 256V255H161ZM197 256V255H196ZM201 256H202V254H201ZM208 256H210V255H208ZM208 256H207V258H208ZM156 257H157V255H156ZM191 257H193V259H194V255L193 256H191ZM191 257H189L190 258V260H189V262L190 261H192V258ZM198 257H200V256H197V258ZM203 257H205V259H207L206 258V256H203ZM211 257V256H210ZM226 257V256H225ZM85 258V257H84ZM107 258V260H109ZM111 258V259H112ZM165 258V257H164ZM184 257L182 256L181 257V259H183ZM197 258H195V259H197ZM213 259H214V257H212ZM211 258V259H212ZM221 258V257H220ZM228 258H229V256H228ZM88 259V258H87ZM131 259V258H130ZM171 259V258H170ZM170 259H168V261L170 260ZM179 259H180V257H179ZM179 259H178V261H179ZM181 259H180V261H181ZM202 260H203V258H201ZM204 259V260H205ZM212 259V260H213ZM238 259V258H237ZM243 259V258H242ZM86 260V259H85ZM197 260H199V259H197ZM202 260H201V262H202ZM208 260V259H207ZM215 260V259H214ZM111 261V260H110ZM127 261H129V260H127ZM184 260H182V262H183ZM187 261V260H186ZM185 261V262H186ZM206 261V260H205ZM211 261V260H210ZM240 261V260H239ZM164 262V261H163ZM182 262H180V263H182ZM189 262H187L188 264H189ZM194 262H196V261H194ZM193 262V263H194ZM214 262V261H213ZM95 263V262H94ZM112 263V262H111ZM129 263V262H128ZM184 263V262H183ZM182 263V264H183ZM196 263H199V262H196ZM209 263H211V262H209ZM220 263V262H219ZM241 263V262H240ZM98 264V263H97ZM126 264V263H125ZM179 264V263H178ZM192 264V263H191ZM206 264V263H205ZM245 264V263H244Z\"/></svg>","mask_w":264,"mask_h":264}]
</instances>
